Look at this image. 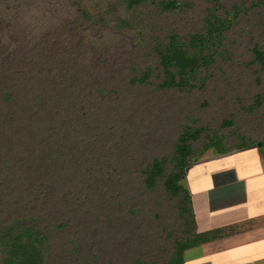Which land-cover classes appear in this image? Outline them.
I'll list each match as a JSON object with an SVG mask.
<instances>
[{"label": "trees", "instance_id": "obj_1", "mask_svg": "<svg viewBox=\"0 0 264 264\" xmlns=\"http://www.w3.org/2000/svg\"><path fill=\"white\" fill-rule=\"evenodd\" d=\"M190 6L178 0H0V264H71L81 252L92 264H183V251L199 243L192 222H181L185 237L164 222L174 209L171 199L186 210L184 177L165 191L136 180L128 129L136 120L127 106L139 94L160 100L201 84L195 82L212 64L209 49L230 26L217 14L218 3L205 12L202 32L182 37L155 29L156 18ZM102 29L128 36L136 48L125 78L109 81L102 72L116 64L113 45L93 47V34ZM260 33L264 39V27ZM252 54L264 71V51L253 46ZM224 139L208 133L190 157L197 163L209 150L230 152ZM239 141L235 150L254 146ZM63 239L67 247L60 250ZM113 242L115 257L90 250L93 243L100 249Z\"/></svg>", "mask_w": 264, "mask_h": 264}, {"label": "rangeland", "instance_id": "obj_2", "mask_svg": "<svg viewBox=\"0 0 264 264\" xmlns=\"http://www.w3.org/2000/svg\"><path fill=\"white\" fill-rule=\"evenodd\" d=\"M178 1H186L191 6L181 14L156 18V31H173L182 37L202 32V18L212 2L218 3L220 9L217 14L225 18L230 26L210 46L212 64L202 71L200 79L195 82L201 84L190 91L172 92L160 100L152 94H139L134 100L135 104L129 106L127 103L128 110L132 109L136 120L135 128H128L133 134L132 153L137 163L130 167L137 168L136 180L141 187L149 190L159 188L165 191L179 175L184 177L181 180L184 186L190 185V174L197 160L196 155L190 157V154L193 151L196 154L208 133L216 132L224 136V144L231 149L230 152L238 148L240 137L244 143L254 142L253 145L264 141V71L252 62L253 46L264 51V39L260 33L264 27V4L253 7L252 2L258 0ZM93 40L94 48L100 46L101 42H104L103 46H114L112 54L116 64L113 68L106 64L107 67L102 71L107 79L114 81L125 78L121 74L123 69L128 68L133 56L136 58V48L130 38L102 29L93 34ZM90 47L92 48V43ZM142 62L147 63V58ZM214 153V150H209L200 160L218 156ZM173 194L174 192L169 193L170 196ZM169 195L165 196L170 197ZM169 205L174 209L170 210L171 214L164 222L173 232H181L180 228L184 224L181 223L182 220L194 224L190 196L185 200L184 211L181 201L178 203L176 199H171ZM146 206L155 208L151 203ZM124 234V229L118 233L119 245ZM180 235L185 237L183 231ZM85 243L86 241L81 246ZM119 245L113 242L112 247L104 245L97 249V245L93 243L90 250L92 254H100L108 259L110 256L115 257V247ZM66 247L64 239L57 244L60 250ZM71 258V264H92L90 256L87 258L84 252L72 255ZM62 261L60 259V263Z\"/></svg>", "mask_w": 264, "mask_h": 264}, {"label": "crops", "instance_id": "obj_3", "mask_svg": "<svg viewBox=\"0 0 264 264\" xmlns=\"http://www.w3.org/2000/svg\"><path fill=\"white\" fill-rule=\"evenodd\" d=\"M231 152L194 164L187 188L200 241L183 264H264V144Z\"/></svg>", "mask_w": 264, "mask_h": 264}, {"label": "water", "instance_id": "obj_4", "mask_svg": "<svg viewBox=\"0 0 264 264\" xmlns=\"http://www.w3.org/2000/svg\"><path fill=\"white\" fill-rule=\"evenodd\" d=\"M230 153H232V152H229V153H225V154H221V155L215 156V158L222 157V156H227V155H229Z\"/></svg>", "mask_w": 264, "mask_h": 264}]
</instances>
